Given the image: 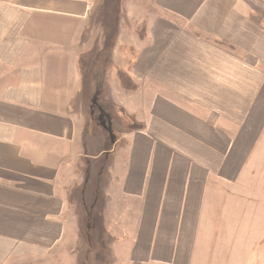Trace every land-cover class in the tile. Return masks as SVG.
Here are the masks:
<instances>
[{
    "label": "crops",
    "instance_id": "obj_1",
    "mask_svg": "<svg viewBox=\"0 0 264 264\" xmlns=\"http://www.w3.org/2000/svg\"><path fill=\"white\" fill-rule=\"evenodd\" d=\"M96 2L0 0V264H264V0H154L100 72Z\"/></svg>",
    "mask_w": 264,
    "mask_h": 264
},
{
    "label": "rangeland",
    "instance_id": "obj_2",
    "mask_svg": "<svg viewBox=\"0 0 264 264\" xmlns=\"http://www.w3.org/2000/svg\"><path fill=\"white\" fill-rule=\"evenodd\" d=\"M95 7L98 43L93 50L99 59L97 71L100 72L104 58H130L131 54L134 55L136 44L148 35L151 14L156 5L154 0H97ZM129 87L132 89L135 86L129 82L125 89ZM86 244H89L88 235ZM65 248V253L62 251L64 256L60 258L66 259L65 262L70 260L69 264H106V257L90 256V246L83 244L78 233L73 235V240L67 242ZM95 252L101 254V250ZM67 254L70 259L65 258Z\"/></svg>",
    "mask_w": 264,
    "mask_h": 264
}]
</instances>
